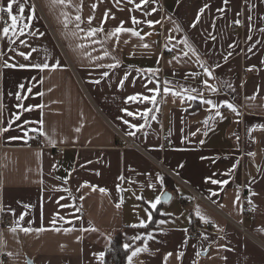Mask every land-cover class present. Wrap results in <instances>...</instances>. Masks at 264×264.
I'll use <instances>...</instances> for the list:
<instances>
[{
  "label": "crops",
  "instance_id": "0c3cea01",
  "mask_svg": "<svg viewBox=\"0 0 264 264\" xmlns=\"http://www.w3.org/2000/svg\"><path fill=\"white\" fill-rule=\"evenodd\" d=\"M66 3L0 12V264H104L118 231L131 264H264V0Z\"/></svg>",
  "mask_w": 264,
  "mask_h": 264
},
{
  "label": "snow or ice",
  "instance_id": "6c2138e0",
  "mask_svg": "<svg viewBox=\"0 0 264 264\" xmlns=\"http://www.w3.org/2000/svg\"><path fill=\"white\" fill-rule=\"evenodd\" d=\"M130 2H131V0H130ZM144 2L146 3L147 0H144ZM227 2H228V0H225V3H227ZM51 3H52L53 5H55V4H61V5H64V6H69V5L66 3V0H51ZM117 3H119V0H117ZM13 4H18V5H19V0H8V3H7V5H6V7L0 6V12L6 13L7 16L10 18L11 29L13 30V31H12V35H13V36L16 35V31H15V30H17V29L19 30L20 35H23V34H24V29L29 28V24H28V23H24V24H23V28H19V27H18V22H19V20L24 19V17H23V16H18V15H14V14H13ZM92 7L95 8L96 6L93 5ZM24 11H25L24 7H23V6H19V13L22 14V13H24ZM32 14H33V16H34V14H35V10H34V8L32 9ZM63 15H65L64 23H65V26L67 27V24H68L67 14L65 13V14H63ZM31 18H32V17H28V19H31ZM92 19H94V17H89V19H88V23H89V24H91ZM106 19H107V13H105V22H106ZM75 20L78 22V23H77V28L79 29V27H80L79 22L81 21V16H80V15H77V16L75 17ZM133 23H139V21H137V20L133 17ZM149 23H151V22H149ZM236 23L239 24L240 21H236ZM193 26H195V25H193ZM81 30H82V29H81ZM9 31H10V28H9V27H5V28H3V34H4L5 37H8V35H9ZM102 31H103V28H90V30L88 31L87 35H88L89 37H92V36H95V34H96L97 32H102ZM125 31H130V32L132 33V35H135V36H138V37H139V33H138V32H136V31H134V30H131V29H124L122 24H121L120 26L116 27V28L113 30V32L111 33V35H113V36H117L119 33H121V32H125ZM30 34H31V33H30ZM141 39H142V37H141ZM13 42H14V41H13ZM22 43H24V42L22 41ZM80 47L83 48L84 45H80ZM144 47H148V45L145 44ZM19 55L23 56L25 59H28V58H29V56H28L27 54L23 53V52H20ZM5 66H6V67H12V65H9V64H6ZM115 66H116V65H108V67H115ZM20 67H24V65H20ZM35 67L40 68L41 65H35ZM43 67H44V68H47L48 65L45 64V65H43ZM149 71H151V70H149ZM205 72H206L208 75H211V72H209L208 69H205ZM205 84H206V86H207L209 89H211L213 92L216 91V89H215L212 85L207 84V82H205ZM20 87L23 88L24 86L21 85ZM29 91H31V90L29 89ZM153 91H158V89H153ZM164 91H165V92H168L169 89H168L167 87H165ZM174 94H175V93H174ZM17 98L19 99L20 97H17ZM253 98H254V97H253ZM128 99L131 100V101H136L138 98H137V96H131V97H129ZM142 99H143V100H147V99H149V98H148V97H143ZM189 99H194V97H189ZM153 103H155V99H154V98H153ZM204 103L211 104L212 101H210V100H206V101H204ZM41 107H42V106H41ZM213 107H216V106L214 105ZM227 107H228L229 109H231L232 111H234V112L237 111L236 108H235L233 105H231V104H227ZM26 110H30V109H26ZM219 114H220V113H219V111L217 110V115H219ZM128 115H132V113L129 112ZM145 115H147V113H145ZM16 118L18 119L19 117L17 116ZM40 123H41V125H42V121H41ZM8 130H9V129H7V128L4 129V131H8ZM37 131H39V130H37ZM41 134H43V133L41 132ZM130 134H131V133H130ZM160 179H161V183H162V177H161ZM212 183H218V181H212ZM101 191H104V190L101 189ZM138 199H142V197H138ZM160 202H161L160 199L157 198L155 202H150V203H151V207H152L153 209L156 208L157 204H159ZM148 215H149V221H150V220H151V213H149ZM20 219L22 220L23 217H21ZM61 219H63V217H61ZM202 219H203V217H202ZM53 223H55V220H53ZM161 223H162V222H161ZM146 226H147V222H145V221H141L139 225H132V227H146ZM22 230H23L24 232H28V231H30L28 228H23ZM13 231H15V229H13ZM132 239H134V240H136V239H141V237H139V236H135V237H133ZM124 247H125V249L127 250V249L129 248V245L125 244ZM142 250H146V248H145V249H136L135 251H133V252L131 253V255L128 256L129 264H131V262H132V258H133L134 256H136V255H137L140 251H142ZM99 255H100V258H101V260H102L104 254H103V253H100ZM169 255H171V253H169Z\"/></svg>",
  "mask_w": 264,
  "mask_h": 264
},
{
  "label": "built area",
  "instance_id": "2783aa9c",
  "mask_svg": "<svg viewBox=\"0 0 264 264\" xmlns=\"http://www.w3.org/2000/svg\"><path fill=\"white\" fill-rule=\"evenodd\" d=\"M2 26H6V27L11 26L10 18L7 16L6 13H3V12H2ZM242 30H243V27L239 26V25H234L232 27L233 32H241ZM249 74H250V71L248 69H245L243 72V76H248ZM201 75H202L201 73H198L196 75V77L201 78ZM123 138H125V137H123ZM162 140H163L164 144H166L168 146H172V144H173L172 140L167 136H163ZM127 143H128V145L133 144V142L130 141L129 139H127ZM188 190L195 196V198H196L195 201L205 200L202 195L196 193L192 189L188 188ZM249 203H250V197L245 192H243V195H242V211H243L244 216L250 215L252 213V209H251V207H249ZM0 223H1V226L6 230H11L15 226V220H14L13 216H11L9 214H3L1 216ZM236 225L240 231L246 232L243 224H236ZM187 234H188V237L190 239L199 241L202 239V227L199 224L195 223L187 230ZM2 264H6V261H2Z\"/></svg>",
  "mask_w": 264,
  "mask_h": 264
},
{
  "label": "trees",
  "instance_id": "16d2710c",
  "mask_svg": "<svg viewBox=\"0 0 264 264\" xmlns=\"http://www.w3.org/2000/svg\"><path fill=\"white\" fill-rule=\"evenodd\" d=\"M132 247L127 250L122 241V231L116 232L106 249L103 260L104 264H127L128 256L130 255Z\"/></svg>",
  "mask_w": 264,
  "mask_h": 264
},
{
  "label": "water",
  "instance_id": "95a60500",
  "mask_svg": "<svg viewBox=\"0 0 264 264\" xmlns=\"http://www.w3.org/2000/svg\"><path fill=\"white\" fill-rule=\"evenodd\" d=\"M170 193H165V195L163 196L162 200L166 201L168 197H170ZM30 262V261H29ZM31 264V263H30Z\"/></svg>",
  "mask_w": 264,
  "mask_h": 264
}]
</instances>
